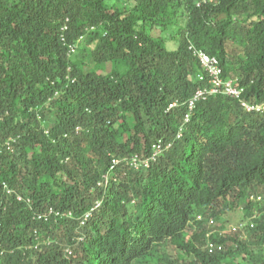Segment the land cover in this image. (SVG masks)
<instances>
[{"label": "trees", "instance_id": "1", "mask_svg": "<svg viewBox=\"0 0 264 264\" xmlns=\"http://www.w3.org/2000/svg\"><path fill=\"white\" fill-rule=\"evenodd\" d=\"M191 47L264 103V0H0V264H264V111L168 110L207 85Z\"/></svg>", "mask_w": 264, "mask_h": 264}, {"label": "built area", "instance_id": "2", "mask_svg": "<svg viewBox=\"0 0 264 264\" xmlns=\"http://www.w3.org/2000/svg\"><path fill=\"white\" fill-rule=\"evenodd\" d=\"M191 49L193 51L194 56L198 59L200 65L206 72V76L208 78V85H209L208 88L198 91L195 99L202 97L204 94H208V95L222 94L224 96L231 97L233 99L240 101L241 106L247 112L264 111V103H262L261 105L253 106L241 100V94L243 91L241 89L236 88L232 81H225L222 78L223 73L217 58L210 57L205 53L194 49L193 47H191ZM199 80L203 81L204 77L200 75ZM189 108L190 110L194 108V101H191L189 103Z\"/></svg>", "mask_w": 264, "mask_h": 264}, {"label": "clouds", "instance_id": "3", "mask_svg": "<svg viewBox=\"0 0 264 264\" xmlns=\"http://www.w3.org/2000/svg\"><path fill=\"white\" fill-rule=\"evenodd\" d=\"M190 49H191V48H190ZM197 60H198V59H197ZM219 65H220V64H219ZM222 73H223V72H222ZM222 75H223V74H222ZM199 76H200V75H198V77H197L198 80H199ZM201 76L204 77V80H203V81H200V80H199V81H200V82H206V84H207L206 87L198 88V89L195 91L194 95H193L188 101H186V102H184V103H182V104H180V105H178L177 103H173V104H171V105L169 106V109H168V110H171V109H173V108H175V107H178V106H183V107L186 108L187 113H186V115H185V117H184V123H185V124L188 123V122L190 121L191 115H192V113H193V111H194V109H195V107H196V104H197L199 101H201V100H205L206 97L211 96V95H208V94H204L202 97L195 99L196 94H197L198 91H200V90H204L205 88H208V86H209V85H208V80L205 81V76H204V75H201ZM207 79H208V78H207ZM214 95H217V94H214ZM219 95H222V94H219ZM223 96H224V95H223ZM230 98H231V97H230ZM232 99H233V98H232ZM235 100H236V99H235ZM191 101H194V108H193L192 110H190V108H189V103H190ZM237 101H238V100H237ZM181 135H182V129L179 130V133H178V136H177V137L180 138ZM152 150H153V152H152L151 156H150L147 160L140 161V160H138L137 157H134V158H133V164H134L135 166H139L140 164H142L144 167L147 168L151 162H153V161L156 160L157 155L161 153V151H162L161 143L158 142L157 144H154L153 147H152ZM258 200H259V199H258ZM239 209L243 210V207L240 206ZM252 219H254V217H253V218H252V217H249V218H248V223H249V222H253ZM196 220H197V221H202V216H201V215H198L197 218H196ZM214 223H215L214 219L209 218V220H208V224H209V225H213ZM220 223H223V222L220 221ZM252 225H253V224L249 225V227L252 228ZM223 226H224V225H223ZM242 230H244V229H240L239 227H236V226H235V227L232 226L231 228H225V226H224L223 229H220V230L218 229V230H214V231L210 232V233L208 234V236H210V235H215V234H218L219 236H224L225 234H229V233L242 232ZM242 234H243V233H242ZM203 248H204L205 250H207L209 254H213L214 252H219V251H221L223 247H222L221 245H218V244H216V243H213L211 240H206V243H205V245H204Z\"/></svg>", "mask_w": 264, "mask_h": 264}, {"label": "rangeland", "instance_id": "4", "mask_svg": "<svg viewBox=\"0 0 264 264\" xmlns=\"http://www.w3.org/2000/svg\"><path fill=\"white\" fill-rule=\"evenodd\" d=\"M182 11V10H181ZM181 11H179V13L181 12ZM178 22H177V25H178V27H179V23H181V21H182V19H180V20H177ZM159 22H161V21H159ZM177 25L176 24H173L170 28H168V31H169V35L170 34H172L174 31H175V28H177ZM162 32H164V30H163V28L161 27V28H157L156 30H154L153 32H152V36L153 37H157V36H159V35H161L162 34ZM164 34V33H163ZM162 34V35H163ZM166 36L167 37H170V36H168V34H166ZM167 47H168V49L169 50H174V49H176V43L175 42H171L170 40H169V38H167ZM231 49H232V46H231ZM248 218L249 217H245L244 216V212H243V210H241V209H239V210H236V211H234V212H231V213H229L227 216H225L223 219H222V221H224V226H225V228H231L232 226L233 227H239L240 229H245L246 227H247V225H248ZM245 232V231H244ZM242 237H245V236H243L242 235ZM243 240H244V238H243ZM152 264H154L153 262H151Z\"/></svg>", "mask_w": 264, "mask_h": 264}]
</instances>
